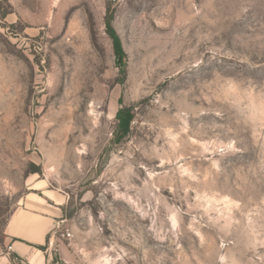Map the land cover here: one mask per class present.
<instances>
[{"label": "rangeland", "instance_id": "rangeland-1", "mask_svg": "<svg viewBox=\"0 0 264 264\" xmlns=\"http://www.w3.org/2000/svg\"><path fill=\"white\" fill-rule=\"evenodd\" d=\"M37 181L47 264H264V0H0V257Z\"/></svg>", "mask_w": 264, "mask_h": 264}, {"label": "crops", "instance_id": "crops-1", "mask_svg": "<svg viewBox=\"0 0 264 264\" xmlns=\"http://www.w3.org/2000/svg\"><path fill=\"white\" fill-rule=\"evenodd\" d=\"M67 204L64 191L45 181L35 182L6 223L11 254L1 256L0 264L49 263L48 247L42 250L37 245H47L49 234L64 218Z\"/></svg>", "mask_w": 264, "mask_h": 264}, {"label": "trees", "instance_id": "trees-1", "mask_svg": "<svg viewBox=\"0 0 264 264\" xmlns=\"http://www.w3.org/2000/svg\"><path fill=\"white\" fill-rule=\"evenodd\" d=\"M113 17L107 16L106 18V29L110 36V38L113 41L114 51L116 56L119 58L124 59L125 57V51L123 48V44L121 41V38L115 28L112 25ZM116 119L118 121V124L114 130V137L116 140V143L121 141L126 135L129 134L131 123L134 120V112L132 107H121L117 113H116ZM51 237V233L48 236L47 245H37L38 248L42 250H46L48 247V243Z\"/></svg>", "mask_w": 264, "mask_h": 264}, {"label": "built area", "instance_id": "built-area-1", "mask_svg": "<svg viewBox=\"0 0 264 264\" xmlns=\"http://www.w3.org/2000/svg\"><path fill=\"white\" fill-rule=\"evenodd\" d=\"M57 228V227H56ZM56 228L54 229V231L52 232L51 234V240H50V243L53 244L54 241H55V238L58 236V234H62V235H68V236H71V233L69 232L68 229H61L60 227L56 230ZM11 248V247H9Z\"/></svg>", "mask_w": 264, "mask_h": 264}, {"label": "water", "instance_id": "water-1", "mask_svg": "<svg viewBox=\"0 0 264 264\" xmlns=\"http://www.w3.org/2000/svg\"><path fill=\"white\" fill-rule=\"evenodd\" d=\"M120 60V59H119Z\"/></svg>", "mask_w": 264, "mask_h": 264}]
</instances>
